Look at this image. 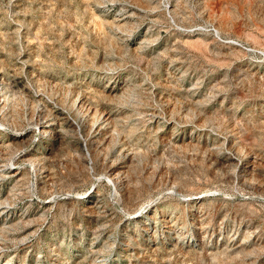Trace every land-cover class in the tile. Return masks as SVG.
Masks as SVG:
<instances>
[{"label": "rangeland", "instance_id": "obj_1", "mask_svg": "<svg viewBox=\"0 0 264 264\" xmlns=\"http://www.w3.org/2000/svg\"><path fill=\"white\" fill-rule=\"evenodd\" d=\"M0 123V264H264V0H0Z\"/></svg>", "mask_w": 264, "mask_h": 264}, {"label": "bare ground", "instance_id": "obj_2", "mask_svg": "<svg viewBox=\"0 0 264 264\" xmlns=\"http://www.w3.org/2000/svg\"><path fill=\"white\" fill-rule=\"evenodd\" d=\"M104 114V113H103ZM94 115V114H93ZM92 116V115H91ZM104 119H106V118H104ZM107 119H110V116L109 115H107ZM108 122H109V120H108ZM45 124H47V123H45ZM0 125H3V124H1L0 123ZM54 125V124H53ZM101 127V126H100ZM54 128H56V126L54 127ZM25 134L23 135V134H20L19 135V137L17 138V140L18 141H22V140H24L25 138ZM107 137V136H106ZM24 142V141H23ZM26 142H27V140H26ZM18 144V143H17ZM19 145V144H18ZM24 146V145H23ZM22 146V147H23ZM27 147V146H26ZM7 150V149H6ZM24 150V149H23ZM22 151V150H21ZM20 155V154H19ZM18 155V156H19ZM26 155L25 154H23L21 157H20V159H21V161L22 160H25L26 159V157H25ZM10 158V157H9ZM19 159V160H20ZM14 160H10V161H5V162H2L1 164H0V176H4V177H12V178H14V179H19L20 177H21V174H22V172L19 170V168L17 167V165L15 164V162L13 163V165H12V163L11 162H13ZM34 161V160H33ZM36 161V160H35ZM29 162V161H28ZM10 163V164H9ZM32 164V166H33V168H36L35 167V163L34 162H31ZM38 164V163H37ZM10 165V166H9ZM13 166H15V167H13ZM113 177V176H112ZM22 179V178H21ZM112 179V178H111ZM113 181H114V178H113ZM246 181V180H245ZM115 185V184H114ZM1 205V204H0ZM3 212V211H2ZM1 212V213H2Z\"/></svg>", "mask_w": 264, "mask_h": 264}]
</instances>
